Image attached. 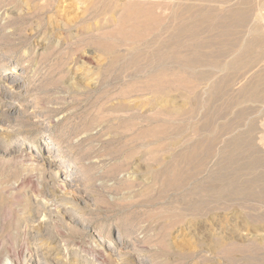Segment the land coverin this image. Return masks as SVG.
<instances>
[{"label":"rangeland","instance_id":"374dc122","mask_svg":"<svg viewBox=\"0 0 264 264\" xmlns=\"http://www.w3.org/2000/svg\"><path fill=\"white\" fill-rule=\"evenodd\" d=\"M1 25L0 264H264V0H0Z\"/></svg>","mask_w":264,"mask_h":264},{"label":"bare ground","instance_id":"6f19581e","mask_svg":"<svg viewBox=\"0 0 264 264\" xmlns=\"http://www.w3.org/2000/svg\"><path fill=\"white\" fill-rule=\"evenodd\" d=\"M245 1V0H244ZM226 11V10H225ZM236 13H234V15H235ZM249 14V13H248ZM245 17V16H244ZM260 17V16H259ZM220 18V17H219ZM218 18V19H219ZM252 18H253V16H252ZM221 19V18H220ZM224 19H225V17H224ZM246 19V18H245ZM261 20V19H260ZM216 22V21H215ZM236 22V21H235ZM263 22V21H262ZM261 23V22H260ZM239 24V23H238ZM198 25V24H197ZM224 26V25H223ZM244 26V25H243ZM3 28V26L1 25L0 26V30ZM186 31V30H185ZM251 31V30H250ZM158 37V36H157ZM0 39H2V37H0ZM164 47V46H163ZM243 50V49H242ZM245 50V49H244ZM263 60V59H262ZM233 68V67H232ZM10 89L12 90V91H17L19 94H18V98H20V99H16V101H15V103H13V105H12V107H14L15 105H24V103H26L24 100H23V98H22V96H21V94H22V91H24L23 90V88H22V86H21V83H19L18 81H13L12 83H11V85H10ZM26 92V91H25ZM25 94V93H24ZM86 95V94H85ZM35 99V98H34ZM36 100V99H35ZM39 100V99H38ZM42 101V100H41ZM40 101V102H41ZM36 102V101H35ZM37 105V104H36ZM42 106V105H41ZM12 107H11V109L10 110H8L7 112H5V114H3V116H1V120L3 121V122H7V123H9V122H14V124L18 121V119H19V113H18V110L16 111L15 109H12ZM1 114V115H2ZM28 117V116H27ZM24 119V118H23ZM20 121V120H19ZM95 121V120H94ZM97 121V120H96ZM2 122V123H3ZM27 122V121H26ZM1 123V124H2ZM98 123V122H97ZM21 124V123H20ZM22 125V124H21ZM92 125V124H91ZM9 127V126H8ZM8 127H7V129H8ZM51 128V124L49 123L47 126H45V128ZM89 131V130H88ZM11 133V132H10ZM19 133V132H18ZM43 137H47L46 136V134L45 135H43ZM37 139V138H36ZM19 140L20 141H22L23 143H26V144H31L30 143V141L29 140H27V139H25L24 137H21V138H19ZM30 147H32V145L30 146ZM71 148V147H70ZM47 150H49V149H51L50 147H47L46 148ZM33 150V149H32ZM19 150H16V152H18ZM50 154V157H51V160H46V159H42V161L43 162H46V164H47V166L49 167V169L50 168H52V167H56V169L58 170L57 171V175L59 174V173H61L60 171H59V168L61 167V164L60 163H58V160L56 159V158H53L54 156V153H49ZM87 155V154H86ZM20 156V155H19ZM23 156L27 159V160H29L31 163H34V161H32V159L30 158V155H28L27 154V152H25L24 154H23ZM84 156H82L80 159H79V161H83L84 160V158H83ZM90 157V156H89ZM53 158V159H52ZM88 158V157H87ZM25 161V160H24ZM35 164V163H34ZM83 164V163H82ZM88 166V165H87ZM86 166V167H87ZM48 171V170H47ZM65 172H67V170H65V169H63L62 170V173H63V176H69V175H71V174H69V175H67ZM55 173V172H54ZM56 174V173H55ZM74 174V172L72 173V175ZM89 183H90V181H89ZM67 186V185H66ZM69 186V185H68ZM87 187V186H86ZM85 187V188H86ZM63 200V199H62ZM76 209V208H75ZM78 210H80V208H77ZM73 211V210H72ZM9 243V242H8ZM53 246V245H52ZM128 253V252H127ZM35 258V257H34ZM13 264V263H12Z\"/></svg>","mask_w":264,"mask_h":264}]
</instances>
